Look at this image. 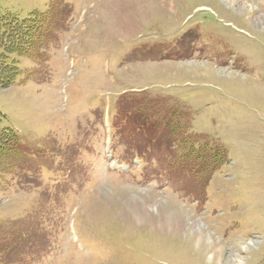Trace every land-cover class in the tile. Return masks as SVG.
Wrapping results in <instances>:
<instances>
[{
  "label": "rangeland",
  "instance_id": "374dc122",
  "mask_svg": "<svg viewBox=\"0 0 264 264\" xmlns=\"http://www.w3.org/2000/svg\"><path fill=\"white\" fill-rule=\"evenodd\" d=\"M33 12L0 89L27 148L0 174V264H264V0H0ZM136 111L172 131L147 162ZM185 148L201 169L170 165Z\"/></svg>",
  "mask_w": 264,
  "mask_h": 264
},
{
  "label": "trees",
  "instance_id": "16d2710c",
  "mask_svg": "<svg viewBox=\"0 0 264 264\" xmlns=\"http://www.w3.org/2000/svg\"><path fill=\"white\" fill-rule=\"evenodd\" d=\"M46 16L39 12H33L25 20H18L11 15H0V89H6L13 85V78L17 76V71L19 72V70L17 62L11 61L12 63H10L9 59L11 56H17L19 58L28 57L31 51L35 50V44L39 43L41 39L40 32L44 27H48V18ZM127 118L134 126L133 133L131 134L132 137L135 139H150L147 140L146 144L130 142V147L134 149L135 156L147 162L156 150V147L162 145L163 136L170 134L171 129L169 123L165 124L164 121L163 123H157L154 117L151 120L138 111L130 114ZM4 120L5 116L0 113V174L9 167L11 161L16 157L27 153V148H25L19 134L11 127L4 126ZM159 139H161L160 144L158 143ZM164 146L167 150L172 148L169 143L164 144ZM184 150L189 152L190 155L188 158H182L188 161L175 159V162H170V165L190 163L193 156V160L196 163H190L191 171L201 169L200 163L207 160L204 156L206 152L201 148H199L198 152H191L186 148ZM219 155L220 152H217L216 155L210 153L208 155V161L212 164L220 163L219 158L221 157Z\"/></svg>",
  "mask_w": 264,
  "mask_h": 264
}]
</instances>
